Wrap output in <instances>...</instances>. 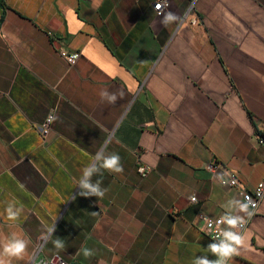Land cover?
I'll return each instance as SVG.
<instances>
[{"label":"crops","instance_id":"crops-1","mask_svg":"<svg viewBox=\"0 0 264 264\" xmlns=\"http://www.w3.org/2000/svg\"><path fill=\"white\" fill-rule=\"evenodd\" d=\"M156 1L103 0L96 11L92 0L0 4V240L29 242L11 264L215 259L201 217L242 198L206 164L215 157L248 189L263 178L264 0H169L160 16ZM59 49L81 57L70 66ZM50 112L58 119L43 135ZM101 148L124 171L93 176L103 198L78 196ZM141 164L152 167L146 177ZM10 204L22 209L16 220ZM244 231L247 245L229 264H264V198Z\"/></svg>","mask_w":264,"mask_h":264},{"label":"clouds","instance_id":"clouds-1","mask_svg":"<svg viewBox=\"0 0 264 264\" xmlns=\"http://www.w3.org/2000/svg\"><path fill=\"white\" fill-rule=\"evenodd\" d=\"M103 4V0H92L91 9L93 11L98 10ZM176 17L174 14L169 13L166 17L167 21H173ZM102 98H106L109 103H115L117 101V95L115 93H109L108 91H102L100 93ZM55 110H53L54 112ZM50 112L47 117L49 123L58 119L56 115ZM107 144V141L105 142ZM102 170L110 173H122L124 171L121 163V157L116 153L106 154L105 150L101 148L93 157L92 161L84 167L82 170L81 178L78 181L80 191L77 193L81 197H96L103 198L106 189L101 187V181L97 180L93 182L92 178L95 175L102 174ZM230 172H223L216 176V180L221 185H227L230 182L235 184V180H231ZM72 199H76V196H72ZM193 202L196 201V197H190ZM225 212L215 222L211 221L207 216H203V220L206 226L211 229L213 225L218 233L212 243L208 244L207 251L210 252L215 259H209L208 256H199L193 260V264H229V261L236 255H239V251L242 247L247 245L248 236L244 231L247 223L246 217H251L253 212L251 208H255V204L249 197H246L244 201L231 199L227 201L225 205ZM22 209L16 208L14 205H9L7 209L8 218L16 220L19 218ZM243 213L244 215H241ZM224 226V227H221ZM55 224L47 229L48 236H52L55 232ZM54 247L58 250L65 248V242L63 239L56 237L52 241ZM29 242L24 238L13 233L10 237H5L0 240V264H11L13 259L21 260L25 257L28 250ZM85 258L92 257L94 255L93 250L89 248H82L79 250ZM54 264V262H50Z\"/></svg>","mask_w":264,"mask_h":264},{"label":"built area","instance_id":"built-area-1","mask_svg":"<svg viewBox=\"0 0 264 264\" xmlns=\"http://www.w3.org/2000/svg\"><path fill=\"white\" fill-rule=\"evenodd\" d=\"M169 6V0H158L154 3V9L156 10L157 15H162L164 13V11L168 8ZM58 55L64 59L70 66H74L77 61L79 60V58L81 57V53L79 51H66L64 49H59L58 50ZM48 117V116H47ZM47 117L45 118V120L42 122V124L38 127L39 131L43 134L46 135L49 130L52 128V124L53 122L49 123L47 121ZM259 141L261 144H264V137L263 136H259ZM206 168L208 169V171L211 173L212 178L216 180V176L218 174H221L225 171L230 172L231 173V180H235L236 183H229L227 185H222L228 188H233L236 189L238 194L241 196L242 201L245 200L246 197H249L251 199V201L255 204V208H251L250 210L253 212V215H255L259 205L261 204L263 198H264V175L263 178L261 179V181L256 185V187H254L253 189H248L247 187H245L238 175L233 172L230 171L226 165H224L222 162H220L218 159H216L215 157H213L207 164H206ZM137 171L138 173L142 176V177H146L148 176V174L152 171V167L149 165H145V164H141L137 167ZM218 182V181H217ZM219 183V182H218ZM220 184V183H219ZM221 185V184H220ZM197 198L196 195H193ZM192 197V196H191ZM189 201L194 204L198 201V198L196 199L195 202L192 201V199H189ZM173 214H177L178 211L176 209L172 210ZM252 215V216H253ZM203 216H207L211 221L215 222L219 217H210L208 215H202L201 220H202V224L200 225L203 229V231L211 238V239H215L216 236L218 235L215 226L213 225V228L209 229L204 220H203ZM251 216V217H252ZM251 217H246L247 223L245 225V228L248 226L249 224V219ZM224 227V226H221ZM244 228V229H245ZM40 250V246L37 247L36 250V256L38 254ZM50 262H54V264H71L69 262H67L66 260L62 259L60 256L56 255L50 259H37L34 260L33 264H50Z\"/></svg>","mask_w":264,"mask_h":264},{"label":"trees","instance_id":"trees-1","mask_svg":"<svg viewBox=\"0 0 264 264\" xmlns=\"http://www.w3.org/2000/svg\"><path fill=\"white\" fill-rule=\"evenodd\" d=\"M0 4H1L2 6L5 7V2H4V0H0ZM2 21H3V16L0 18V24H1ZM261 136L264 137V133H261Z\"/></svg>","mask_w":264,"mask_h":264}]
</instances>
